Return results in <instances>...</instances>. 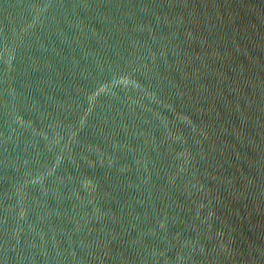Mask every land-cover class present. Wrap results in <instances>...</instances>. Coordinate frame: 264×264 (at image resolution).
<instances>
[{
  "label": "water",
  "instance_id": "water-1",
  "mask_svg": "<svg viewBox=\"0 0 264 264\" xmlns=\"http://www.w3.org/2000/svg\"><path fill=\"white\" fill-rule=\"evenodd\" d=\"M0 264H264V0H0Z\"/></svg>",
  "mask_w": 264,
  "mask_h": 264
}]
</instances>
